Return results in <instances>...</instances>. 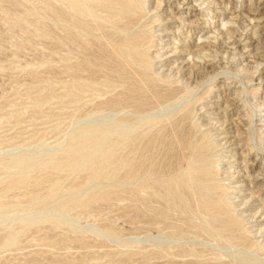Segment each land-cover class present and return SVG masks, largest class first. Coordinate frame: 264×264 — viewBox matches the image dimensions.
<instances>
[{
	"label": "rangeland",
	"instance_id": "rangeland-1",
	"mask_svg": "<svg viewBox=\"0 0 264 264\" xmlns=\"http://www.w3.org/2000/svg\"><path fill=\"white\" fill-rule=\"evenodd\" d=\"M75 1L0 0V264H264V0H125L131 29L123 4ZM131 34L146 39L145 99L96 52L131 62ZM176 123L190 160L160 172ZM202 165L210 187L194 182Z\"/></svg>",
	"mask_w": 264,
	"mask_h": 264
},
{
	"label": "bare ground",
	"instance_id": "bare-ground-1",
	"mask_svg": "<svg viewBox=\"0 0 264 264\" xmlns=\"http://www.w3.org/2000/svg\"><path fill=\"white\" fill-rule=\"evenodd\" d=\"M106 2H105V4L107 3V5H110V4H108L109 3V1L107 2V0H105ZM127 1H129V0H127ZM127 1H123V0H111L110 2H112L111 4H113V3H119V5H121L122 6V4H123V8H126V10H125V12H122V13H124V14H126V15H124V14H122V13H120L119 12V14H121L124 18H125V20H126V23H125V25H127L128 27H130L129 29H131L132 27L131 26H133L134 24L135 25H137L136 23H138L139 21H138V19H139V17H140V19H141V15L138 17V16H133V14H135L133 11L135 10V8H133L132 6H136L135 5V3H129V2H127ZM170 1V0H169ZM178 1H180V0H178ZM191 1V0H190ZM219 1V0H218ZM260 1V0H259ZM78 3L77 1H72L71 0V3ZM97 2V1H96ZM175 2H177V1H175ZM198 2V1H197ZM205 2L207 3V0H205ZM182 4L183 3H185V4H189V0H182V2H181ZM96 4V3H95ZM168 4H169V2H168ZM178 4H180V3H178ZM219 4V3H218ZM264 4V3H263ZM73 5V4H72ZM74 5H76L77 6V4H74ZM82 5V4H81ZM116 5V4H115ZM114 5V6H115ZM119 5H117V6H119ZM137 5H139V4H137ZM220 6L222 5V7H223V4H222V2H220V4H219ZM113 6V5H112ZM113 6V7H114ZM117 6H116V8L115 9H118L117 8ZM220 6H219V8H220ZM78 7H81V6H79V4H78ZM77 7V8H78ZM113 7H112V9H110L111 10V12L113 11ZM137 7H139V6H137ZM137 7H136V9H137ZM63 8V7H62ZM121 7H119V11L121 10L120 9ZM168 8V7H167ZM76 9V8H75ZM74 9V10H75ZM84 9V8H83ZM83 9H81V10H83ZM87 9L88 8H85L84 10L87 12ZM139 9H140V7H139ZM139 9H138V12H139ZM221 9H223V8H221ZM77 10H79V9H77ZM107 10H108V8H107ZM109 10V11H110ZM130 10H133V11H130ZM85 11H83V14H84V12ZM90 11V10H89ZM109 11H107L108 12V14H109ZM116 10H114V12H115ZM129 11H130V13H129ZM137 11V10H136ZM135 11V12H136ZM70 12H72V11H70ZM76 11H74V13H75ZM79 12H80V10H79ZM118 12V11H117ZM138 12H136V14L135 15H139V14H137ZM88 14H84V15H89L90 13L89 12H87ZM78 14V12H76V15ZM82 14V15H83ZM115 14V13H114ZM113 13H112V15H114ZM129 14V15H128ZM130 14H132V15H130ZM91 15V14H90ZM128 15V16H127ZM263 15V14H262ZM77 16H81L80 14L79 15H77ZM258 16V15H257ZM260 16V15H259ZM264 16V15H263ZM78 17V18H79ZM112 17V16H111ZM111 17H109V18H111ZM115 18H117V17H119V16H114ZM85 18L86 17H84V19H83V16H82V20L83 21H87V20H85ZM88 18L90 19V18H92V16H88ZM108 18V19H109ZM115 18H113V19H115ZM120 18V17H119ZM81 19V18H80ZM112 19V18H111ZM259 19V18H258ZM94 20V19H93ZM122 20V19H121ZM260 20L261 21H259V23H256V24H254V28H262V31L260 32V36H261V41L264 43V19H261L260 18ZM82 21V22H83ZM90 21V20H89ZM110 21V20H109ZM138 21V22H137ZM79 22V24H82V23H80L81 21L79 20L78 21ZM95 22V21H94ZM123 22V21H122ZM86 23V22H85ZM99 23V22H98ZM87 24H88V22H87ZM95 24V23H94ZM100 24V23H99ZM85 25V24H84ZM134 25V26H135ZM76 26H77V24H76ZM80 26V25H79ZM82 26V25H81ZM91 26H93V25H91ZM97 26H98V24H97ZM104 26V25H103ZM88 27V26H87ZM95 27V26H94ZM98 28V27H97ZM100 28H101V26H100ZM89 29V28H88ZM93 29V31L95 30V28H91V30ZM127 29V28H126ZM128 29V30H129ZM232 30V29H231ZM230 30V32H232ZM95 31H97V29L95 30ZM234 31V30H233ZM59 32V31H58ZM227 33H229L228 31H227ZM130 34V33H129ZM135 34V33H134ZM232 34V33H231ZM137 35V34H136ZM136 35H130V36H128L127 35V37L126 38H124V37H121L120 38V42L119 43H125V44H127L126 46L127 47H132V51H133V53H131L130 54V56H131V62H127V60H124L125 58H126V56L123 54V57H124V59H123V57H122V52L123 51H127V49L126 50H123V49H125V46H124V48L122 49L123 51H121L119 48H117L118 46H115V45H110V46H106L105 48H102V46H101V48H98L97 50H96V52H97V54L98 53H105V56H106V53L107 54H109V61H111L113 64H114V71L118 74V76L119 77H122V79H123V81L125 82V84H126V91H127V93L128 94H131L132 96H135L136 98H137V100L138 99H142V98H144L145 99V95H144V93H142V88L144 87L145 88V86H146V88L147 87H151L152 85V83L154 82H152V83H150L149 82V80H148V76L146 77V75L141 71V70H139L138 68H136L135 66H137V65H140V64H148L149 62H147L146 63V57H145V54L144 53H142V52H140L139 51V47H142V45L143 46H145L144 44L146 43V39L145 40H141L140 38H141V35H140V38H139V34L136 36ZM96 37V36H95ZM98 38V37H97ZM116 38H119V37H117L116 36ZM143 38V37H142ZM241 38H242V36H241ZM240 39V38H239ZM115 40H117V39H115ZM117 40V41H118ZM238 40V39H237ZM235 41V40H234ZM144 42V43H143ZM238 42V41H237ZM236 42V43H237ZM118 42H117V44H119ZM262 43V44H263ZM147 45V44H146ZM261 45V44H260ZM121 45H119V47H120ZM206 46V45H205ZM209 46V45H208ZM108 47H110V48H108ZM126 47V48H127ZM211 47V46H210ZM213 47V46H212ZM120 48H122V46L120 47ZM200 48V47H199ZM208 48V47H207ZM209 49V48H208ZM140 50H141V48H140ZM206 50V49H205ZM212 50H213V48H212ZM130 51V50H129ZM208 51V50H207ZM210 51H211V49H210ZM210 51H208V52H210ZM95 52V53H96ZM176 52V51H175ZM174 52V53H175ZM215 52V51H214ZM124 53V52H123ZM130 53V52H129ZM213 53V52H212ZM128 53H126V55H127ZM100 55V54H99ZM102 55V54H101ZM104 56V55H103ZM127 56H129V54L127 55ZM128 58V57H127ZM126 58V59H127ZM87 59H90V61L91 62H94V59H95V54H94V52L92 53V52H90L89 54H88V56H87ZM86 59V62L88 63V60ZM129 59V58H128ZM255 60V59H254ZM85 62V63H86ZM90 62V63H91ZM135 62V63H134ZM110 64V66L111 65H113V64ZM135 64H137V65H135ZM88 65V64H87ZM141 66V65H140ZM139 66V67H140ZM148 66V65H147ZM193 66V65H192ZM86 67V66H85ZM90 67V66H89ZM196 67V66H195ZM195 67H193V68H195ZM112 68V67H111ZM142 68H143V66H142ZM149 68V67H148ZM192 68V69H193ZM197 68V67H196ZM202 68V67H201ZM209 69H210V67H208ZM87 69V68H86ZM91 69V68H90ZM144 69V68H143ZM200 69V68H199ZM145 70V69H144ZM149 70V69H148ZM205 70V69H204ZM204 70H203V72H204ZM113 71V70H112ZM146 71V70H145ZM148 72V71H147ZM202 73V72H201ZM208 73V72H207ZM200 74V73H199ZM199 74L197 75V76H199ZM148 75V74H147ZM81 76V75H80ZM117 76V77H118ZM249 76V75H248ZM118 77V78H119ZM233 77V76H232ZM150 78H152V77H150ZM149 78V79H150ZM104 79V78H103ZM213 79V78H212ZM153 79H151V81H152ZM263 81V80H262ZM123 86H125L124 84H123ZM243 86V85H242ZM99 87V86H98ZM143 88V89H144ZM155 90V89H154ZM125 92V91H124ZM161 92V91H160ZM89 93V92H88ZM112 93V92H111ZM173 93V92H172ZM110 94V93H109ZM125 94H126V92H125ZM160 95V94H159ZM132 96H130V97H132ZM170 96V95H169ZM147 97V96H146ZM135 98V99H136ZM169 98V97H168ZM133 100V99H132ZM166 100V99H165ZM198 100V99H197ZM168 101H169V99H168ZM133 103H134V101H132ZM136 102V101H135ZM140 102L142 103V105H145L146 104V102H145V100H140ZM161 105V104H160ZM141 106V105H140ZM137 107V106H136ZM184 107V106H183ZM193 107V106H192ZM139 109V108H138ZM173 109V108H172ZM142 110V109H141ZM167 112V111H166ZM171 115V114H170ZM182 117H183V115L181 116V119H182ZM179 118V117H178ZM186 119V118H185ZM138 120V119H137ZM184 120V119H183ZM187 120V119H186ZM174 121V120H173ZM180 121V120H179ZM133 122V121H132ZM177 122V121H176ZM181 122V121H180ZM175 124V123H174ZM178 124H180V123H176V127H177V125ZM185 124V123H184ZM122 125H124V124H122ZM132 125V124H131ZM172 125V124H171ZM100 126V125H99ZM112 126V125H111ZM110 125L109 126H105L106 127V129L105 130H103V132L102 131H99V132H97L96 130L98 129H96L95 130V128H94V130L96 131L95 133H97L96 134V139L97 140H100L102 137H103V135H105V134H108V133H110L113 129L112 128H109V127H111ZM114 126V125H113ZM129 126V125H128ZM135 126V125H134ZM151 126H152V124H151ZM173 126V125H172ZM175 126L173 127V128H175ZM185 126V125H184ZM137 127V126H136ZM178 127H179V125H178ZM177 127V129L179 130V128ZM182 127V126H181ZM185 127H189V126H185ZM84 128V127H83ZM87 128V127H86ZM91 128V127H90ZM128 128V127H127ZM85 129V128H84ZM100 129V128H99ZM161 129V128H160ZM163 129V128H162ZM165 129V128H164ZM185 129L186 128H184V130L182 129V130H177V131H174V129H173V131H171L168 135H170L169 137H170V144H169V146H167V142H166V146L167 147H169V153H168V155H167V157H166V163H164L163 164V166L160 168V172H162V171H164V173H165V171H166V173L168 172V167L170 166V162L173 160V159H175L174 160V167L177 165V163L179 164V163H184V161L186 160V158L183 160V158L184 157H187V155H188V150H190V149H188L189 148V146H190V143L188 142V140H187V136H188V131L190 130V128H189V130H187V131H185ZM88 130V129H87ZM90 130V129H89ZM118 130V129H117ZM145 130V129H144ZM175 130H176V128H175ZM119 131V130H118ZM120 131H121V129H120ZM126 131V130H125ZM169 131V130H168ZM191 131V130H190ZM88 132H90V131H88ZM86 133L87 132H85V130L83 131L82 130V132L78 135V138H79V140H80V142L81 141H85V140H87L88 139V137H87V135H86ZM162 133H163V131H162ZM167 133V132H166ZM192 133V132H191ZM118 134V133H117ZM136 134V133H135ZM141 135V134H140ZM148 135V134H147ZM192 135V134H191ZM116 136V135H115ZM162 136H164V135H162ZM130 137V136H129ZM205 137V136H204ZM137 138V137H136ZM168 138V137H167ZM190 138L192 139V136H190ZM155 137H154V141H155ZM162 139V138H161ZM160 139V140H161ZM166 139V138H165ZM165 139H164V141H165ZM202 139V138H201ZM134 140V139H133ZM103 141V140H102ZM154 141L152 140V142H150V145L152 146V148H153V143H154ZM167 141H169V139L167 140ZM193 142H194V139L192 140ZM238 140H236V142H237ZM88 142V141H87ZM133 142V141H132ZM240 142V141H239ZM101 143V142H100ZM99 143V144H100ZM159 143V142H158ZM157 143V144H158ZM160 143H161V141H160ZM163 143V142H162ZM150 145H149V147H150ZM78 146H80V144H77V145H75V147H78ZM85 146V145H84ZM96 146V145H95ZM159 146H160V144H159ZM201 146V145H200ZM196 147V146H195ZM112 148V147H111ZM163 148V147H162ZM190 148H192V147H190ZM205 148V147H204ZM203 148V149H204ZM144 149H145V147H144ZM165 149V148H164ZM93 150V149H92ZM99 150V149H98ZM156 150V149H155ZM160 150H161V148H160ZM192 150H193V148H192ZM199 150H202V148L201 149H199ZM198 149L196 150V151H199ZM209 150V149H208ZM118 151V150H117ZM151 151V150H150ZM164 151V150H163ZM162 151V152H163ZM166 151V150H165ZM166 151V152H167ZM102 152V151H101ZM190 153V152H189ZM198 153V152H197ZM200 153V152H199ZM202 153V152H201ZM144 154V153H143ZM155 153H153V155H154ZM158 154V153H157ZM164 154H165V152H163V155H161V156H163L164 157ZM191 154V153H190ZM203 154V153H202ZM149 155V154H148ZM142 156H144V155H142ZM140 157H141V155H140ZM152 157V156H151ZM151 157H149L148 159H146L145 161H144V159H142V161L144 162V163H142V164H140V166L142 167L143 165H144V170L145 169H148L150 166H151V164H152V162L153 161H155L156 160V158H155V160H152V158ZM155 157V156H154ZM137 158V157H136ZM160 158V157H159ZM187 158H189V156L187 157ZM134 159V158H133ZM55 160V159H54ZM161 160V159H160ZM165 160H164V162H165ZM189 160H190V158H189ZM207 160V159H206ZM141 161V160H140ZM141 161V162H142ZM187 161V160H186ZM204 161V160H203ZM135 162V161H134ZM159 162V161H158ZM132 163V162H131ZM156 163V162H155ZM172 163V162H171ZM175 163H176V165H175ZM190 163V162H189ZM200 163V162H199ZM209 163H210V161H209ZM134 164V163H133ZM139 164V163H138ZM173 164V163H172ZM171 164V165H172ZM203 164H205V161H204V163ZM206 164H207V161H206ZM158 165V164H157ZM180 165V164H179ZM159 166V165H158ZM203 167H200V166H197L198 167V170L197 171H195V170H193V171H195L196 172V174H194V176H195V178L193 177V179H194V182H196V183H198V186L200 185V186H205L206 184L205 183H207L208 184V170L209 169H206L205 167H208V166H204V165H202ZM98 167V166H97ZM154 167V166H153ZM152 167V168H153ZM180 167V166H179ZM158 168V167H157ZM157 168H156V170H157ZM170 168V167H169ZM176 168H177V166H176ZM195 168V167H194ZM193 168V169H194ZM140 169V168H139ZM172 169V168H171ZM180 169V168H179ZM58 170V169H57ZM144 170L142 171V172H144ZM153 171V170H152ZM155 171V170H154ZM172 171H174V170H172ZM171 171V172H172ZM208 171V172H207ZM141 172V171H140ZM140 172H139V174H140ZM147 172V171H146ZM146 172H145V174H146ZM151 172V171H150ZM132 173V172H131ZM137 171H135V169H134V171H133V173H132V175H137ZM178 173V172H177ZM211 173V172H210ZM209 173V174H210ZM152 173H150V174H147V175H151ZM158 175H160L159 173H157ZM162 174V173H161ZM171 174V173H170ZM169 174V175H170ZM173 174V173H172ZM153 175V174H152ZM165 175V174H164ZM174 175H177V174H174ZM182 175V174H181ZM180 175V176H181ZM156 176V175H155ZM183 176V175H182ZM187 176V175H186ZM117 177V176H116ZM159 177V176H158ZM167 177H170V176H168L167 175ZM175 177V176H174ZM178 177H179V175H178ZM177 177V179L178 180H180L179 178ZM183 177H185V175L183 176ZM140 178H141V176H140ZM142 179V178H141ZM157 179H159V178H157ZM184 179V178H183ZM182 179V180H183ZM188 179V178H187ZM187 179H186V183H184L183 182V184H186L185 186H188L187 185V182L189 181H187ZM193 179H191V181L190 182H192V180ZM210 179V178H209ZM211 180V179H210ZM73 181V180H72ZM96 182V181H95ZM169 182V181H168ZM143 183H145V182H143ZM160 183V182H159ZM170 183V182H169ZM139 184V183H138ZM176 184V183H175ZM191 184V183H190ZM77 185V184H76ZM146 185H148V184H146ZM162 185V184H161ZM165 185V184H164ZM163 186V185H162ZM175 186V185H174ZM185 186H184V188H185ZM193 186V185H192ZM194 186H195V183H194ZM196 186H197V184H196ZM208 186L210 187V185L208 184ZM207 186V187H208ZM160 187V186H159ZM190 187H191V185H190ZM202 187V190H204V191H206L204 188ZM206 187V186H205ZM151 188V187H150ZM188 188H189V186H188ZM199 188V187H198ZM213 188H215L216 189V187H213ZM200 190H201V187L199 188ZM215 189H213V190H215ZM75 190V189H74ZM162 190H164V189H162ZM199 190V191H200ZM201 190V191H202ZM212 190V189H211ZM152 191V190H151ZM171 192V191H170ZM177 192V191H176ZM188 192H189V190H188ZM153 193V192H152ZM164 193V192H163ZM204 193V192H203ZM154 194V193H153ZM186 194H187V192H186ZM186 194H185V196H186ZM201 195H203V194H201ZM182 196V195H181ZM185 196H184V198H185ZM206 195H203V197H205ZM173 199V198H172ZM206 199V198H205ZM214 200H215V198H213ZM201 200V199H200ZM206 200H208V198L206 199ZM210 200V199H209ZM220 200V199H219ZM218 200V201H219ZM173 201V200H172ZM178 201H180V199L178 200ZM197 201V200H196ZM213 202V201H212ZM224 202V201H223ZM203 205L205 204V205H207V207L208 206H210V207H213V203L211 204L209 201H206V202H203L202 203ZM195 205V204H194ZM212 205V206H211ZM215 207H214V209H216L217 211H218V213H219V215H220V213H222L223 215L226 213L225 211V208H223L224 206L223 205H221L220 203H217L216 201H215ZM197 206V205H196ZM199 206V205H198ZM202 206V205H201ZM200 207V206H199ZM130 208V207H129ZM197 208V207H196ZM202 208V209H201ZM203 208H206V207H200V209L201 210H204ZM209 210V209H208ZM210 210H212V208L210 209ZM205 211H207V210H205ZM214 212H216V211H214ZM217 214V213H216ZM228 214V213H227ZM226 214V215H227ZM229 216V215H228ZM231 216V215H230ZM229 216V217H230ZM57 217V216H56ZM229 217H224V219H222V220H220V221H217L216 223H215V226H218V228L219 229H221V230H225V232H227V231H230L231 229V233L233 232V229L234 228H237L238 227V223H237V221L235 220V219H233V218H229ZM216 219V218H215ZM219 219V218H218ZM215 221V220H214ZM213 224V223H212ZM211 224V225H212ZM213 227V226H212ZM177 228V227H176ZM215 228V227H214ZM217 228V227H216ZM217 228V229H218ZM219 229H218V231H219ZM238 229V228H237ZM237 229H235V230H237ZM241 230V229H240ZM219 232H221V231H219ZM223 232V231H222ZM228 233V232H227ZM224 236V235H223ZM206 237V236H205ZM240 237V236H239ZM237 239V238H236ZM243 239V238H242ZM165 240H166V238H165ZM238 240H241L240 238L238 239ZM161 241V240H160ZM236 242V241H235ZM242 242V244H243V242L244 241H241ZM240 241H239V243H241ZM246 242V241H245ZM238 243V242H237ZM241 244V245H242ZM246 244H248V243H245V245ZM191 245V244H190ZM249 245V244H248ZM213 247V246H212ZM240 251H242V250H240ZM219 258V257H218ZM240 260V259H239ZM261 260V259H260ZM181 262V261H180Z\"/></svg>",
	"mask_w": 264,
	"mask_h": 264
}]
</instances>
